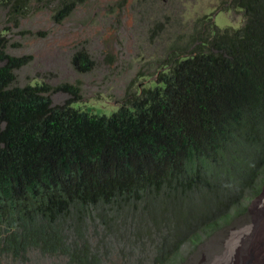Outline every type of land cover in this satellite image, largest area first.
<instances>
[{
    "label": "trees",
    "instance_id": "16d2710c",
    "mask_svg": "<svg viewBox=\"0 0 264 264\" xmlns=\"http://www.w3.org/2000/svg\"><path fill=\"white\" fill-rule=\"evenodd\" d=\"M25 2L0 8L18 13ZM80 2L60 0L56 19ZM224 5L243 13L242 28L220 29L206 15L178 30L156 78L133 84L111 117L53 106L45 86H16L28 63L6 55L0 34V258L26 261L38 250L96 263L86 243L77 248L87 222L173 204L188 232L228 221L224 211L261 194L264 0Z\"/></svg>",
    "mask_w": 264,
    "mask_h": 264
},
{
    "label": "rangeland",
    "instance_id": "374dc122",
    "mask_svg": "<svg viewBox=\"0 0 264 264\" xmlns=\"http://www.w3.org/2000/svg\"><path fill=\"white\" fill-rule=\"evenodd\" d=\"M224 2L83 0L57 20L64 7L60 0H26L18 13L0 8V34L6 55L28 63L15 71L16 86H45L53 106L68 104L111 117L133 84L136 89L156 78L157 63L165 59L178 30L206 15L220 29L242 28L243 13L226 10ZM4 64L0 60V67ZM173 207L140 203L137 214L110 213L105 221L87 222L77 248L89 246L97 258L90 264H242V259L243 264H264V189L224 211L231 216L228 221H199L188 232L177 225L182 209L177 216ZM67 233L73 250L76 237ZM48 256L31 250L23 263L80 264L70 255ZM11 259L3 256L0 264Z\"/></svg>",
    "mask_w": 264,
    "mask_h": 264
},
{
    "label": "crops",
    "instance_id": "0c3cea01",
    "mask_svg": "<svg viewBox=\"0 0 264 264\" xmlns=\"http://www.w3.org/2000/svg\"><path fill=\"white\" fill-rule=\"evenodd\" d=\"M40 255H41V253H40ZM43 257V256H42ZM46 257L47 258H49V256L48 255H46ZM1 264H43V263H37V262H29V263H27V262H24L23 263V261H21V260H16V261H14V259L12 258L11 259V261H8L7 260V262H3V263H1Z\"/></svg>",
    "mask_w": 264,
    "mask_h": 264
},
{
    "label": "bare ground",
    "instance_id": "6f19581e",
    "mask_svg": "<svg viewBox=\"0 0 264 264\" xmlns=\"http://www.w3.org/2000/svg\"><path fill=\"white\" fill-rule=\"evenodd\" d=\"M261 234V233H260ZM260 241V240H259ZM264 246V245H263ZM259 254V253H258ZM253 260H255V259H253ZM252 260V261H253ZM245 261H246V259L243 261V259H242V261H241V263L243 264V263H245ZM254 263V262H253ZM254 264H257L256 262L254 263Z\"/></svg>",
    "mask_w": 264,
    "mask_h": 264
}]
</instances>
